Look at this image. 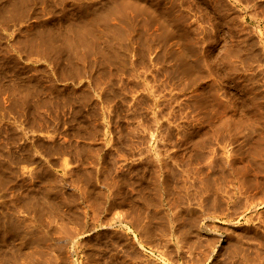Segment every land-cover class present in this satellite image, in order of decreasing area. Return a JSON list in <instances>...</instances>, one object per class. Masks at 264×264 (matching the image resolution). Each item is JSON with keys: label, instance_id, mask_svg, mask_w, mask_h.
Segmentation results:
<instances>
[{"label": "rangeland", "instance_id": "rangeland-1", "mask_svg": "<svg viewBox=\"0 0 264 264\" xmlns=\"http://www.w3.org/2000/svg\"><path fill=\"white\" fill-rule=\"evenodd\" d=\"M263 161L264 0H0V264H264Z\"/></svg>", "mask_w": 264, "mask_h": 264}, {"label": "bare ground", "instance_id": "bare-ground-1", "mask_svg": "<svg viewBox=\"0 0 264 264\" xmlns=\"http://www.w3.org/2000/svg\"><path fill=\"white\" fill-rule=\"evenodd\" d=\"M260 160H261V159H260ZM256 162H257V161H256ZM259 162H260V161H259ZM258 164H259V163H258ZM262 164H264V161H263V163H261V165H262ZM261 165H258V166H257V167H258L257 169H259L260 171H263V169H261V167H259V166H261ZM263 167H264V166H263ZM256 178L259 179V180H260V179H264V175L257 176ZM257 205H258V203H257V204H254V207L257 206ZM250 220H251V219H250ZM248 222H249V221H248ZM263 223H264V221H263ZM261 225H262V224H261ZM263 225H264V224H263Z\"/></svg>", "mask_w": 264, "mask_h": 264}]
</instances>
